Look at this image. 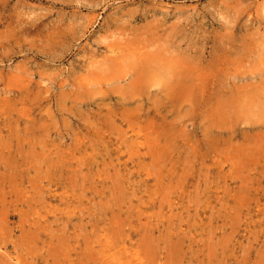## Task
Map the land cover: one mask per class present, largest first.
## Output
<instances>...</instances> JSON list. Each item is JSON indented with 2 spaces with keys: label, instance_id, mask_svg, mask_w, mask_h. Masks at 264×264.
I'll return each mask as SVG.
<instances>
[{
  "label": "rangeland",
  "instance_id": "374dc122",
  "mask_svg": "<svg viewBox=\"0 0 264 264\" xmlns=\"http://www.w3.org/2000/svg\"><path fill=\"white\" fill-rule=\"evenodd\" d=\"M0 264H264V0H0Z\"/></svg>",
  "mask_w": 264,
  "mask_h": 264
},
{
  "label": "bare ground",
  "instance_id": "6f19581e",
  "mask_svg": "<svg viewBox=\"0 0 264 264\" xmlns=\"http://www.w3.org/2000/svg\"><path fill=\"white\" fill-rule=\"evenodd\" d=\"M240 5H241V4H240ZM217 38H218V37H217ZM218 39H219V38H218ZM219 44H220V43H219ZM237 48H238V47H237ZM235 55H236V54H235ZM148 60H149V59H148ZM141 61H142V60H141ZM180 62H181V61H180ZM139 63H140V62H139ZM183 65H184V64H183ZM152 66H154V65H152ZM156 66H157V65H156ZM184 66H185V65H184ZM195 66H196V65H195ZM218 66H219V65H218ZM158 67H159V65H158ZM216 67H217V66H216ZM142 68H143V67H142ZM151 68H152V67H151ZM221 68H222V67H221ZM146 71H147V70H146ZM177 72H178V71H177ZM159 73H160V72H158V74H159ZM172 74H173V73H172ZM195 74H196V73H195ZM150 75H151V74H150ZM200 75H201V74H200ZM195 76H196V75H195ZM159 77H160V76H159ZM198 77H199V76H198ZM200 77H201V76H200ZM209 77H210V76H209ZM149 78H150V77H149ZM160 78H161V77H160ZM167 78H168V77H167ZM169 78H170V77H169ZM194 78H195V77H194ZM141 79H142V78H141ZM191 79H192V78H191ZM203 79H206V78H203ZM180 80H181V79H180ZM189 80H190V78H189ZM197 80H198V79H197ZM197 80H196V81H197ZM152 81H153V80H152ZM170 81H172V80H170ZM201 81H202V80H201ZM176 82H177V80H176ZM186 82H187V81H186ZM191 82H192V81H191ZM193 82H194V80H193ZM204 82H205V81H204ZM256 82H257V81H256ZM177 83H178V82H177ZM181 83H182V81H181ZM195 84H196V82H195ZM167 85H168V84H167ZM190 85H192V83H191ZM193 85H194V84H193ZM199 85H200V84H199ZM199 85H198V86H199ZM175 86H176V85H175ZM175 86H174V87H175ZM167 87H168V86H167ZM175 88H176V87H175ZM193 88H194V87H193ZM201 88H202V87H201ZM194 89H195V88H194ZM196 89H197V87H196ZM199 89H200V88H199ZM197 90H198V89H197ZM202 90H203V89H202ZM202 92H203V91H202ZM202 92H201V94H202ZM225 92H226V91H225ZM249 92H250V91H249ZM221 93H222V92H221ZM234 93H235V92H234ZM245 93H246V92H245ZM245 93H244V94H245ZM236 94H237V93H236ZM250 94H251V93H250ZM231 96H232V95H231ZM240 96H241V95H240ZM245 96H246V95H245ZM195 97H199V96L196 95ZM202 97H204V96L202 95ZM193 98H194V97H193ZM222 98H223V97H222ZM222 98H221V99H222ZM224 98H225V96H224ZM245 98H246V97H245ZM196 99H197V98H196ZM230 99H231V98H230ZM230 99H229V101H230ZM240 100H241V99H240ZM249 100H250V98H249ZM196 101H197V100H194V102H196ZM202 101H203V100H202ZM205 101H206V100L204 99V102H205ZM219 101L221 102V100H219ZM231 101H233V100H231ZM241 102H242V100H241ZM246 102H247V101H246ZM197 103H198V102H197ZM202 103H203V102H202ZM206 103H207V102H205V104H206ZM224 103H225V102H224ZM205 104H204V105H205ZM207 104H208V103H207ZM216 104H217V103H216ZM221 104H222V103H221ZM242 104H243V103H242ZM201 105H202V104H201ZM201 105H200V106H201ZM218 105H220V104H217L216 107H217ZM205 106H206V105H205ZM214 106H215V105H214ZM222 106H223V105H222ZM224 106H225V105H224ZM235 106H236V105H235ZM231 107H232V105H231ZM250 107H251V106H249V108H247V109H250ZM240 108H241V107H240ZM214 109H215V108H214ZM218 109H219V107H218ZM223 109H224V107H223ZM225 109H226V108H225ZM228 109H229V108H228ZM231 109H232V108H231ZM229 110H230V109H229ZM226 111H227V110H226ZM215 112H217V110H216ZM223 112H224V111H223ZM223 112H222V113H223ZM234 114H236V113H234ZM230 115H231V112H230ZM231 116H232V115H231ZM229 117H230V116H229ZM209 118H210V117H209ZM217 118H218V117H217ZM233 118H234V117H233ZM257 118H258V117H257ZM221 120H222V119H221ZM233 120H234V119H233ZM218 123H219V122H218ZM224 123H225V122H224Z\"/></svg>",
  "mask_w": 264,
  "mask_h": 264
}]
</instances>
